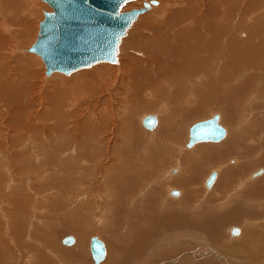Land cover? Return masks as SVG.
Masks as SVG:
<instances>
[{"label":"bare ground","instance_id":"6f19581e","mask_svg":"<svg viewBox=\"0 0 264 264\" xmlns=\"http://www.w3.org/2000/svg\"><path fill=\"white\" fill-rule=\"evenodd\" d=\"M28 1L29 0H0L1 7H6L7 8L6 11L9 14L6 16L7 18L9 17L8 20L6 18H4V16H3L4 19H0V27L2 26V29L0 28V36H1V32H4V33L10 32L12 35L14 34L15 38H17V39L20 36L18 40H21L22 36L26 37L28 35L27 31H28V26H29L28 22L29 21L28 20L26 21L24 19V18H26L25 14L27 13V6L29 3ZM131 1H133V0L128 1L125 5H123L121 10H123V8ZM219 1L222 3L221 4L222 7L220 6L219 8L216 9V6H215L216 10L210 16H206L205 14H202L200 17H198V19H196V17L194 16L196 13L194 9H189V10L186 9L185 12H178V13H174V14L170 15L168 17L167 21H164V25L166 26V28L169 27L170 31L173 28L174 30H176L175 32H178L177 34L175 33L176 35L173 36L171 38V40H168L169 38L167 37V31H166V29L163 28V27H165L164 25L161 26V28L154 27V32H155V35L157 36V39L150 40L151 38L149 39V38H147L148 37L147 36L146 37L147 39L144 40L145 42L143 44L144 48H145L144 53L150 54L151 57L153 58L152 63L149 62V64H147L146 61L143 62V60L141 59L142 61H137L136 65L135 66L132 65L133 67H131L132 62L129 63V62L123 61L124 60L123 58H121L122 60L120 59V56H119L120 50L118 48L117 60L114 62L100 60V61H97V62H95L89 66L76 68V69L70 71L69 73H64V72L59 71V70H53L49 74L45 73L46 75H50L52 73V76H53V78L48 82V84L50 86V92H48L45 95V98L48 101V105L45 106L47 108L46 109V119H47L48 123L50 122V124L47 127H45L46 128L45 129L46 130L45 135L40 134V131L37 128L31 127V126H33V123H36V122L35 121L27 122L26 119H27V117L29 118V116H27V113L22 111V107H24V106L19 105V102H21L20 101L21 96H23L24 93L29 90L30 87H28V86H30V85L27 86V84H25V83L21 84V85H18L14 82L11 83L12 80L10 81L9 80L10 78L9 77L6 78V76H5L6 71H7L6 67L4 65L1 66L2 64L0 63V96H3L2 100H4L6 103L14 105V107H15V112L13 114V117L10 115L9 118L6 120V122L3 123V127L5 129L1 130L0 137L6 135L8 137L7 140L9 141L10 145L14 146L16 143V146L14 147V149H17L18 146H22L21 145L22 140L20 138L15 137L16 135L21 136V134H20L21 130L17 131L16 127H21L22 131L28 130V132L30 133L29 136L32 137L34 142H38L37 143L38 145L35 148L27 150L25 147L22 146L20 150H14V157L10 156L9 162L6 158V157H8L6 151L4 149H1V152H0V160L1 159L4 160V161L1 160L2 163L0 162L1 163L0 164V212L5 217L4 223L6 222L5 224L2 223V217L0 215V260L2 259V263L0 261V264H3L4 258H6L8 256L13 257L12 248L14 249L15 246H22V245H23V247L24 246L27 247L26 248L27 257H26L25 261H28V262L32 261V262H34V264H52V263L55 264L54 262H56L57 264H58V262H60V263L63 262V264L64 263L66 264V262H68L70 264H72V263L73 264H82V258H81L82 254L81 253L84 250L83 247L85 244L84 240H85V236H86L85 234L82 233V230H83L82 228H85L84 226H87V225H85V222L87 220L92 222L91 218H89V217L88 218H81V216L85 217L86 216L85 214H89L95 219L93 222V223H95V226H92V227L90 226L92 228V231H90L91 233L97 232V234L102 236V233H108L109 234L110 232H112L111 230H114V232H115V231H119V230L123 229V231L122 230L121 231L124 232L125 235L127 234V237H128V235H130L129 236L130 240L128 239L129 242L134 240V236H132V235L139 232V228L144 227L148 224L147 222H145V221H149V219H150L149 215L147 214L148 212L147 213L145 212L143 216L141 215L140 212H142V211L144 212L145 209H147L145 206L148 204L147 203L145 205V203H144L145 206L142 204L143 203L142 190L144 189V182H145L144 177H147V174L152 173V171L147 172L146 170H144L147 174H145V173L141 174V172L143 171V167H145V169H147L150 166H153V164H155L154 169H156L155 167H157L156 173L157 172L159 173L160 169L162 168L161 167L162 160L151 159L149 157L151 154V149L149 147L143 148L142 152H141V150L138 151L137 145L140 142L139 137L141 135L139 137L136 136L138 139V144H135L133 142V144H132L133 148L132 147L129 148L131 142H129V143L125 142L126 143L125 147L120 146L121 147V150H120L121 153L119 152V154L118 153L115 154L114 150L117 147L119 148V144H116V145L110 144L109 145V143H105L104 140H106V139L103 137V135H105L104 132L106 129H104L103 132L101 130V126H102L101 117L99 118L98 123L95 122L94 125L91 122L92 121L91 117H93L92 116L93 114L92 115L86 114L87 119H85L84 121H80L78 124V125H82L81 127H77L76 126L77 124L75 122H73V123H75L73 125L68 124V121L70 120V117L72 116L70 114V111L72 110V108L75 107V104H76L75 101L72 99H76V97L78 96L77 93L81 92V93L87 94V92H88L90 94L92 92H95L97 89H99L101 87V85L103 84L104 81H111L119 72H120V77H124L123 76L124 74L131 71L130 74H132V76H133L132 78H134V81L131 84H132V87H134V90L136 92L131 93L129 96H127L129 94L127 92L128 94L126 95V100H124V101L128 100L132 104V106L138 107V109L139 108L149 109V108H151L152 105H154V104L159 105L162 101H165V102L169 101L170 103H174V108L172 109L171 112H169L170 113L169 117H168L169 121L171 119H173L174 117H176L177 115H179V117H180V115H182V118H180V119L185 120L184 117L186 116V114H190L191 112H195L199 108H201V107H198L199 105L206 107V110L208 108H209V110L211 108L212 109L215 108V109H226L227 111H229L228 108L233 110V109H235L236 106L239 107V105H241L243 103L250 104L248 99L255 97L254 98V103H255L254 106H258L259 103L262 102L263 108L258 111V114H256L254 121H252L253 118L251 120L249 118L250 121L248 120V122H250L251 124L254 123V125L252 126V130H251V131H253V133L256 132L257 130H259V132L256 133V134H258V136H260V138L258 140L259 142L256 145L257 148L255 150L258 149V151H256V152L257 153L258 152L259 153L264 152V12L262 11V9L264 8V0H219ZM143 2H144V0H143ZM148 2H149V6L144 11L140 12L139 14H142L147 9H149L151 6L150 4H153V5L157 4V1L152 2L151 0H149ZM196 8H198V7H196ZM207 8H208V10H211L212 4L209 3ZM1 13H2V11H1ZM32 14L35 15V12L32 11ZM138 15H137V17H138ZM135 19H134V21H135ZM192 20H194V21L196 20L199 25L202 23L204 25V28L208 29V31L210 32L209 38H207V39L203 38L200 27H198L196 25L197 23L195 25L192 23H188V22H191ZM160 22H162V20H160ZM156 24H157V22L155 23V25ZM6 25H7V27H4ZM130 26L128 27V29L130 28ZM242 26L245 27L246 29H248L249 35L247 38V33L243 30H240L237 32V34H238L239 38L244 37V40H239L236 36H234L232 34V31H234L236 28L242 27ZM144 27H145V25H144ZM125 36H126V33H125ZM207 36H208V34H207ZM123 37H124V35H123ZM193 37H195V40L193 39ZM2 38L8 42V40H7L8 37L5 34L2 36ZM120 39H123V38H120ZM13 40H15V39H13ZM190 42H192V44ZM123 49H124V47H123ZM127 50H126V52H127ZM28 51H30V50H28ZM143 51H144V49H143ZM19 52H23L21 54L26 57V61L24 62L26 65L17 66L18 72H17V74H15L16 81L19 80V82L22 83V82H24L23 79L25 77H28L30 74H33V72L36 71V70H32V68H34L32 61L36 60V59L33 58V56H28L27 51H25L26 54H24L25 52L22 49ZM30 52H34V53L38 54L35 51H30ZM41 59H42V57H41ZM151 61H152V59H151ZM43 62H44V60H43ZM92 65H95V66H92ZM102 65H106V66L104 68H100V66L102 67ZM6 66H7V64H6ZM90 66H92V67L89 68L85 72H79L78 75H76L74 72L76 70L78 71V69L88 68ZM142 68H144V71H142ZM54 71H59V72H62L64 74H67V75L74 72V73H72L71 76L70 75L69 76H70V83L71 82L74 83L75 89L74 88L71 89L73 86L70 87V86L66 85L68 78L62 77L60 74H58V72H54ZM24 72H26V73H24ZM3 77H5V79H3ZM129 84H127V86ZM133 84H135V85H133ZM141 85L143 87L148 86V87H150V89H152V88L155 89L156 90L155 95H156L157 99L153 100L152 102H148L146 100L147 99L146 97H150V95L152 93L149 92L150 90L148 91L146 89L143 92L141 89ZM137 91L139 93H144L142 95L143 96L145 95L144 96L145 98H143L142 95L137 93ZM119 92H120V90L119 91L117 90V93H119ZM184 95H186V96L184 97ZM91 98H93V97H91ZM198 98L200 99V101H199V104L197 107H194L192 109H189V107L186 108L185 106H184L185 109H181V107L177 108L178 100H179V104L181 103L180 105H182V101H185V102H183L184 105H186V104L189 105V104L197 103ZM152 99H154V98H152ZM15 101H17L18 103ZM68 102H69V104L70 103L73 104L74 107H73V105H69ZM77 103H79V102H77ZM130 103L128 104V106L130 105ZM244 106H246V105H244ZM159 107H162L161 104ZM94 110H95V108H94ZM101 110H103V109H101ZM251 110L252 109H250L249 111H251ZM5 111H7V109ZM104 111H105V108H104ZM184 111L187 113L186 114L183 113ZM249 111L246 113H249ZM7 112L9 114H11L9 111H7ZM92 112H93V110H92ZM108 112H109V109H108ZM106 113L107 112L105 111L102 114V118H103L104 122L109 120L108 115ZM226 114L229 115V113H226ZM75 116H77V115H75ZM167 116L168 115H166V117ZM156 118H157V116H156ZM131 119H132V116L128 119L125 118V120H126L125 123H128V125L133 126L134 124H133ZM219 119H220V114H218V119H217L218 123L220 124ZM259 119H261V121L257 122V124H255V122L258 121ZM93 120H95V119H93ZM123 120L121 122L122 128L119 127V129L121 131H123L124 129H127L126 127H128L127 125H125V123H123L124 122ZM140 120H141V125L147 130L154 129L158 123V122H156L155 126L148 128V127L143 125L142 119H140ZM16 121H18L19 123L16 124L14 127H12L10 124L16 123ZM166 122H168V121H166ZM242 122H244V120H242ZM242 122L240 121V123H242ZM248 122H247V124H248ZM77 123H78V121H77ZM85 125H91L94 128L88 129L89 126H88V128H86ZM83 126H85V127H83ZM237 127H239V125ZM247 127H249V126H247ZM173 129L163 126L162 129H160V128L158 129V131H160L158 133V135H160L161 137H163L169 141V140L173 139V138H170V136H169V135H171L170 133H172ZM235 130H236V128H235ZM107 131L114 133L112 127L111 128L109 127V129H107ZM129 131H132L134 134H136V133L138 134L135 126L128 129L127 134L130 135L132 132L130 133ZM226 131L227 130L225 129L224 136L222 138H220L219 140H199V141H195L191 145L186 144L185 145L186 147H192V148H191V150L189 149V151H187L185 153H187V156H191L192 161H194V163H195L196 161H199V160H197L200 157L199 151L202 152V150H206V149L213 148V147H215V148L224 147L223 149L225 150V147L230 146L229 142H231V141H234V143L244 142L245 139L243 140V137L245 136V134H242L243 130H241V132L238 131L239 132V134L237 133L238 135L234 136L235 133L234 134L232 133V136H229L226 140H224V142H221L219 144H216L213 146L212 145H200V146L198 145L197 146V144L203 143V142H219V141H221L224 137L227 136ZM117 133H119V131ZM120 134H119V136L122 135V134L121 135ZM124 134H125V132H124ZM127 134H126V136H127ZM76 135H78L77 141L75 138ZM152 135H154V134H152ZM101 136L103 137L104 140L101 139ZM107 136H105V137L107 138ZM122 136L124 137V135H122ZM239 136H240V138H239ZM131 137L135 138V136H133V135ZM188 139H189V129H188ZM188 139H187V141H188ZM125 140H126V138H125ZM129 140H131V139H129ZM42 141H47V142H45V144H43ZM32 145H34V144H32ZM86 147H88V151L89 150L92 151L89 154V156L87 157V159L89 158L88 160L90 162H92V161L99 162L97 160H100L97 156H96V158H94L95 156L91 155V154H93L94 151L97 152L98 156L103 158L102 162H100L98 164L100 169H101V173L97 174V175L100 178H97L94 176V174L96 172L95 171V169H96L95 162H94V164H95L94 167L91 165H85V166L80 165V163L82 161H85V157L82 161L80 160L81 162L76 161V162H79V164L77 163L76 166L73 165L76 162H74L72 164L73 169L72 168L71 169L75 170V172L65 171L64 169H62V166L61 167L58 166V167H60V169L58 168L59 170H55L56 168L52 169L50 167L49 168L43 167L44 165H46L45 164L46 162H48L51 167H55L56 165L54 166V162L56 160H58L59 162H61L65 165L66 160H64L63 158L66 159V157H68L69 160H72L74 157V156L71 157L69 155V153L71 151H73L72 153L75 152L77 154L78 150H84ZM139 149H140V147H139ZM230 150H231V148H230ZM235 150H236V148L233 147V151H235ZM64 151H65V154H64ZM88 151L86 150V153ZM207 151H210V150H207ZM212 151H214V149H212ZM62 152L64 155H62V156L59 155V159H58V154H60ZM67 152H69V153H67ZM225 153H227V152L225 151ZM210 154H211V151H210ZM212 154H214V153H212ZM224 154H221V156ZM72 155H74V154H72ZM81 155H84V154H81ZM86 155H88V154H86ZM116 155L118 156V158L116 157L118 159L117 160L118 163H114V164L110 163L113 166H111L109 164L108 165L104 164V163H106L107 159L109 162H112L113 160L110 158H114L112 156H116ZM217 155L218 154H216V156ZM76 157H77V155H76ZM212 157H213V155H212ZM218 157H217V160L219 159ZM40 158H42V162L38 161V159H40ZM160 158H161L160 156L157 157V159H160ZM28 160L32 161L34 167L29 166L28 163H26ZM189 160H190V158H189ZM128 161L131 162L132 163L131 165H133V166H131L132 168H131L130 172L129 171L125 172V170L121 169V168L126 167L127 165L122 166V167H121V165L128 163ZM142 162H144L143 165L141 164ZM69 163H71V162H69ZM203 163H204V161H202V160H200L198 162L199 165H201ZM52 164H53V166H52ZM23 166L26 167L27 170H24L23 168H21ZM118 167H121V168H118ZM213 167H216V166H213ZM229 167L231 168V170L232 169L240 170L239 165H237L235 167H232V166H229ZM127 168H128V166H127ZM230 168H229V170H230ZM117 169H119V170L121 169L120 170L121 172H122V170H124L123 172H125V174H123V176H122L121 173H119L117 171ZM152 169H153V167H152ZM76 170H77V172H76ZM84 170L86 171L87 174H84ZM107 170H113L117 174H104ZM169 170H170V172L165 169L164 172L167 171V173H165L163 176H162V173H164V172H161L159 174V176L162 177V179L164 177L167 179V180L165 179L166 182L170 181V182H172L171 184L180 185L181 183H183V180L186 181V179H188L187 178L188 173L187 172L184 173V171H183L184 168L183 169H177V171L175 173H172L171 169H169ZM195 170H196V168H195ZM80 171H81V173L83 172V175L79 173ZM241 171H242V169H241ZM215 172L217 173L216 176L219 175V177H220L221 171L219 170V173H218L215 170ZM228 172H231V171H228ZM29 173L32 175L34 174V176L39 179L38 182H35V186H36L35 191H31L30 188L28 187V183L30 182V181L28 182V180H30V179L29 178L23 179V178H26V176H28ZM110 173H113V172H110ZM262 173L264 174L263 168L261 169V171L259 173H257V174L253 173L251 176L256 177ZM16 174H18V177L20 179H14L13 178L16 176ZM72 174H74V176L69 177ZM192 174H193V172H192ZM216 176H215V178H214V180L210 186H207L206 182H205V187L210 189L216 180ZM116 177H117V179H115ZM67 179L68 180L72 179L74 181L75 186L69 185V187H68V185H67L68 188H66V187H64L63 184L58 185V184L64 182L62 180H67ZM139 179H140V181H139ZM179 179H181V181H182L181 183L179 182L180 181ZM188 180L190 181V177ZM21 181H25V182L21 183ZM73 181H72V183H73ZM16 182H18V183L20 182L22 184L21 187L16 186ZM113 182H115V183L120 182L121 183L119 185L120 188L117 191V193H119V194L116 196L109 189L110 184H108V183H113ZM148 182L151 183V181H148ZM158 182H160V181H158ZM186 182H188V181H186ZM259 183H260L259 188H258V182H257L256 184L253 185V187L252 186L250 188L247 187L248 190H244V191L242 190L241 192L251 196L252 195L251 193L254 191L255 192L254 197H255V195L259 191L260 192L264 191V176L261 178ZM93 184H94V187L98 186L96 190L94 189ZM123 184H124V187H123ZM240 184H241V182H240ZM188 185H191V184L188 183ZM181 186H184V185L181 184ZM255 186H257V187L255 188ZM186 187H187V184H186ZM186 187H185V194L182 198L176 199V200L168 199L167 202L165 201L166 203L164 205L167 206V203L170 204L171 201L172 202L180 201V202H182L181 204H184V205H186V203H187V205L189 203L193 204L194 199L191 200V202H188L190 195L188 192H186ZM260 187H262V189ZM53 188L58 189L60 192L66 191L68 193L67 195H70V197H71L70 201H68L66 206H70V207L74 206L75 208H79V211H80L79 215H77V217H80L77 219V223L72 224V222H71V223H68L67 226H65L66 228H72L73 227L72 231L74 230L77 233L79 232L78 233L79 235H77V233H76V236L79 237V240H77V242H76V244H74V246L69 247L70 249H66L64 247L62 249L61 246H60V248L57 247V244H55V242L53 240L51 243L49 240H46V241L44 240V242H43L44 244H41L42 246H40V247H42V249L37 248V246L34 245L35 243L30 244V243H26L23 240V238L25 239L28 237L29 233H30L29 234L30 237L27 239H32L31 240L32 242L35 240L33 235H32V234H34V233H32V231H33L32 229H34V231L39 229L37 225L41 221V218H40L41 213L45 208L47 209V206H48L47 205V201H48L47 197H51V196H47V193H48V191H50V189L54 190ZM155 189H157V187ZM255 189H256V191H255ZM149 190H147V191H149ZM171 190H174V188L172 186H165V192L166 193L170 192ZM70 191H71V193H70ZM52 192L55 193L54 191H52ZM260 192L256 196L262 197L264 195V192L263 193H260ZM155 193H157V192H155ZM177 193L178 192H176V193L172 192L173 195H176ZM59 195L60 194H58V197H59ZM223 196H224V194H223ZM56 197L57 196H55V198ZM200 198H199L198 202H201ZM52 200H53V198H52ZM54 201H55V199H54ZM58 201H59V199H58ZM253 202H254V200L251 203H253ZM57 204H58V208H59L60 204L59 203H57ZM224 204L226 205L227 202H225ZM50 205H52V204H50ZM162 205H163V203H162ZM170 205L173 206V204H170ZM180 205H179L178 211H184L188 208V206L180 207ZM52 206H54V205H52ZM174 206H176V205H174ZM153 208H155V207H153ZM50 209H51V207H50ZM57 211H59V210H57ZM86 212H88V213H86ZM212 212H214V211H212ZM241 212H242L241 209H239L238 211L236 210V211H234L233 215L238 216V215H240ZM23 215L27 216V217L29 216V217L28 218L26 217L27 219H24L25 217H23ZM155 216H157L156 222L151 220V223L153 222L154 223L153 225H155V227H157V228L175 227L176 230L178 231L177 228H179L181 230L182 227L186 225L185 219H182L178 216H173L170 214V212H166L165 209L161 211V215L156 214ZM243 217H244V214H243ZM13 218H14V224H11ZM105 221H107L106 224H105ZM158 221H160L159 222L160 225H157ZM37 222H38V224L36 225ZM41 222H40V224H41ZM101 222L102 223L104 222V224H102ZM144 222L146 225L144 224ZM198 222H200V221H198ZM192 223L190 225L191 228H192ZM12 225H14V227ZM43 225H45V224H43ZM73 225H75V226H73ZM78 225H80V226H78ZM193 225H194V223H193ZM42 226H41V228H43ZM198 227H201L203 230H206L205 224L198 225ZM14 229H17V234H16V236L13 237V231H15ZM24 229L28 230V232H29V233H25L26 236H24V234H23ZM231 229H232V227L229 229V233L231 236L234 237V236H238V234H240V228L239 227H237V231H235V232H232ZM146 230L148 231V234L146 232H143L144 231L143 230L142 231L143 233L139 236V239H138L139 245H137L135 247L134 245L131 244V246L134 247V248L132 247L133 249H131L133 256H132V253L129 254L128 251L127 252L122 251L124 248V245L121 242L122 240L120 241L118 239L116 241H113L111 239L112 241H110V242H113V243L115 242V244H113L111 246L112 247L117 246L118 252H117V255L113 254V255H115L114 258L111 257L112 256L111 255L110 257L113 259H110V261H108L106 264H122L121 260H124L128 256V254H129V259L130 258L132 259V257H139L140 255H142L143 253L141 250L144 249L143 245L146 243L145 239L148 237L149 234L154 236V234L156 232V231L154 232V231L149 230V229H146ZM190 230H192V229H190ZM46 231H47V229H46ZM85 231H86V229H85ZM170 232L172 233L173 231H170ZM186 232H187V230L184 231V233L182 231L181 232L178 231L177 233H172V235L175 236L178 234L177 236H179V233H181V235L182 234L187 235ZM85 233H87V232H85ZM88 235L89 234L87 233V236ZM138 235H139V233H138ZM37 236H35V237H37ZM12 237L14 238V241L11 239ZM41 238H42V236H41ZM106 239H107V237H106ZM122 239H126V238H122ZM171 239L173 240L175 238H171L168 236V241H169L168 243H170ZM182 239H183V237H182ZM188 239L191 240L192 235L189 236ZM136 240L134 242H136ZM152 240H154V239L152 238ZM173 241L175 243H177L176 242L177 240H173ZM259 241H260V239H256V240L253 239V241H252L253 243L252 242L247 243V244L243 243L241 245V247L238 250L236 248V250H234V252H237L238 254H239V252L240 253H243V252L248 253L249 250H247L248 249L247 247L250 248L251 245H257L259 243ZM73 242H74V237H73V240L69 243L63 242V239H62V243L64 245H71ZM178 242H179V240H178ZM13 243H15V244H13ZM37 243H38V241H37ZM103 243L105 245V255L97 263L94 262V260L91 256V258L93 260V264H99L100 262L102 263V261H104L108 255L106 243L104 241H103ZM177 244H179V243H177ZM88 245H89V243H88ZM149 248L151 251H153L156 247H154L152 245V246H149ZM89 249H90V245H89ZM201 249H204V247H202ZM185 250H186V248H184V250H183L182 246L179 248L176 247L174 249V254L176 255L179 252L185 251ZM33 251H35V254H32ZM255 254H257V253H254V255ZM90 255H91V251H90ZM143 255H145V254H143ZM257 255H256V258H257ZM250 256H252L251 253H250L249 257L247 256L248 261L251 260V259H249ZM18 257H20V254ZM256 258H255V260L257 261V259H258V261H259V257L257 259ZM184 259L185 258H183L181 260H184ZM107 260H109V257L107 258ZM253 260H251V262H254Z\"/></svg>","mask_w":264,"mask_h":264},{"label":"rangeland","instance_id":"374dc122","mask_svg":"<svg viewBox=\"0 0 264 264\" xmlns=\"http://www.w3.org/2000/svg\"><path fill=\"white\" fill-rule=\"evenodd\" d=\"M156 1H157L156 5L150 4L151 6L149 9H147L142 14L138 15V17L132 23L130 28L128 30H126V36L124 34V37L123 36L121 37L123 39H120V42L118 44V48L120 50V53H119L120 59L123 58L124 59L123 61L129 62V63L132 62L131 67H133L132 65L135 66L137 61L143 60V62L146 61L147 64H149V62L150 63L153 62V58L151 57V55L144 53L145 52V48L143 45L145 42L144 40L147 38H149V39L151 38L150 40L157 39V36L155 35V32H154V27L161 28V26L164 25V21H167V19L170 15H172L174 13H178V12H185L186 9L187 10L194 9L196 12L194 16L196 17V19H198V17H200L202 14H205L206 16L212 15L214 13V11L217 8H219L222 4L219 0H156ZM28 2L29 3L27 6V13L25 14L26 18H24L26 21L27 20L29 21L28 22L29 26H28V31H27L28 35L26 37L22 36L21 40H18L20 36L17 39V38H15L14 34L12 35L10 32H5V33L1 32V36H0V45H1L0 46V63L2 64L1 66L4 65L6 67L7 71H6L5 76H6V78L9 77L10 81L12 80L11 83L14 82L18 85L25 83V84H27V86L30 85V86H28V87H30L29 90L26 91L23 96H21V98H20L21 102H19V105L24 106V107H22V111L27 113V116H29V118L27 117L26 121L27 122H33V121L36 122V123H33V126H31V127L37 128L40 131V134L45 135V132H46L45 127H47L50 124V122L48 123L47 119H46V109L47 108L45 106L48 105V101L46 100L45 95L48 92H50V86H49L48 82L53 78V76H52V73L50 75L45 74L46 68H45V64H44L43 60L41 59V57L38 54L28 51V47L32 44V42L35 40V38L37 36V32H38V28H39V20L43 17V10H51L52 8L49 6L48 3H46L43 0H29ZM209 3L212 4L211 10H208V8H207ZM140 6H143V0H133V1L129 2L123 8V10H127V9L132 8V7H140ZM215 6H216V9H215ZM196 7H198V8H196ZM6 9H7L6 7H1V5H0V19L6 18L8 20L9 17L7 18L6 16L9 14L6 11ZM1 11H2V13H1ZM32 11L35 12V15L32 14ZM262 11L264 12V8L262 9ZM3 16H4V18H3ZM160 20H162V22H160ZM193 21L194 20H192L191 22H188V23H192L194 25L197 23L196 25L198 27H200L203 38L204 39L209 38L210 32L208 31V29L204 28V25L202 23L199 25L196 20L194 22ZM156 22H157V24L155 25ZM144 25H145V27H144ZM4 27H7V25ZM0 28L2 29V26ZM163 28L166 29V31H167V37L169 38L168 40H171V38L178 33V32H175L176 30H174L173 28L171 29V31H170L169 27L166 28V26H165ZM240 30L245 31L247 33V38H248V35H249L248 29H246L243 26L236 28L234 31H232V34L234 36H236L239 40H244V37L239 38V36L237 34V32ZM4 34L8 37L7 38L8 42L2 38V36ZM207 34H208V36H207ZM13 39H15V40H13ZM193 39L195 40V37H193ZM190 43L192 44V42H190ZM122 46L124 47V49ZM21 49L24 52L27 51L28 56H33V58L36 59V60L32 61L33 67L35 68V69L32 68V70H36V71L33 72V74H30L28 77H25L23 79L24 82H22V83H20L19 80L16 81V77H15V74H17V72H18L17 66L26 65L24 63L26 61V57L21 54L23 52H19ZM143 49H144V51H143ZM126 50H127V52H126ZM24 54H26V52ZM151 59H152V61H151ZM6 64H7V66H6ZM92 66H95V65H92ZM92 66H90L88 68L78 69V71L76 70L74 72L76 75H78L79 72H85L89 68H91ZM105 66L106 65H102V67L100 66V68H104ZM142 71H144V68H142ZM54 72H58V74H60L62 77L68 78L66 85H68L70 87L73 86L71 89H73L75 87L73 82L70 83V76L74 72H72L68 75L64 74L62 72H59V71H54ZM24 73H26V72H24ZM130 73H131V71L124 74L123 75L125 77L124 78V77H120V72H119L111 81H104L100 87L102 90L99 88L95 92H92L90 94L88 92H87V94H84L81 92L77 93L78 96L76 97V99H72L76 103V104L74 103L76 108L74 107L73 104H71V103L69 104V102H68L69 105H73V107H74V108H72L73 111L71 110L72 112L69 110L70 114L72 115L70 117V120L72 122L69 120L70 122L68 121V124L73 125L76 123L77 127H81L82 125H78L79 122L87 119L88 114L89 115L93 114L92 115L93 117H91L92 118L91 122L94 125L95 122L98 123L99 118L101 117V120H102L101 130L103 132V130L106 129L104 132L105 135H103V137L106 140H104L102 136H101V139H103L105 141V143H109V145L110 144H112V145L113 144L114 145L119 144L120 149L117 147L114 150L115 154H117V153L119 154L121 147L122 146L125 147L126 143L131 142L129 148L130 147L133 148V146H132L133 142L135 144H138L137 137H139L141 135L139 137L140 142L137 145L138 151L141 150V152H142L143 148L149 147L151 149V154L149 157L153 160H162V164H161L162 168L160 169L159 173L158 172L156 173L157 167H155L156 169H154L155 164H153V166H150L149 168L145 169V167L142 166L144 164V162L141 163L142 164L141 166L143 167V171L141 172V174H144V173L147 174L144 170H146L147 172L152 171V173L147 174V177L143 176L145 182H144V189L142 190V193H143L142 194V196H143L142 197V200H143L142 204L143 205H144V203H145V205L147 203L148 204L146 206L144 205L147 209H145L144 212L143 211L140 212L142 216L144 215L145 212L146 213L148 212L147 214L149 215L150 219H149V221H145L148 223L147 225L144 222V224L146 226L139 228V232L132 235V236H134V240L130 241L131 242L130 243L129 242V240H130L129 236L130 235H128V237H127V234L125 235V233L122 232L123 229H121L122 231L119 230V231H115V232H114V230H111L112 232H110L109 234L108 233H102V236L97 234V232L91 233L90 232V231H92L91 227L95 226V223H93L95 219L89 214H85L86 216L88 215L87 217L81 216V218H88L89 217L92 220V222L87 220L85 222V225H87V226H84L85 228H82L83 229L82 233L86 235V236L84 235L85 236V240H84L85 244L83 247L84 250L81 253L82 254L81 255L82 264H93V260L91 258L90 249H89L91 236L96 235L98 238H100L102 241H104L106 243L108 255H107L105 260L103 259L104 261H102V263L101 262L99 263V264H106L108 261H110V259H113L115 257V255H117V252H118L117 246L116 247L111 246V245L115 244V242L113 243L110 241H112V240L116 241L118 239L120 241L122 240L121 242L124 245V248L122 251H124V252L128 251V253L130 254V253H132L131 249L134 248L133 246H131V244L134 245L135 247L137 245H139V241H138L139 236L143 232H146L148 234V231L146 229L152 230L154 232L156 231V232H155L154 236L149 234L148 237L145 239L146 243L143 245L144 249L141 250L142 253L145 255L142 254L139 257H132V259L130 258L131 259L130 260L129 254H128V256L126 255L128 258L126 257L124 260H121L122 264L123 263L124 264H264V195L262 197L256 196L260 192L259 191L255 195V197H256L255 198L254 197V194H255L254 191L251 193L252 194L251 196L241 192L242 190L243 191L248 190V188H250L251 186L253 187V185L256 184L257 182H258V188H259V186H260L259 181L264 176V174L262 173L259 176L251 177V174L254 171H256L257 169H259V168L264 169V152L263 153H259V152L257 153L256 152V151H258V149L255 150L257 148L256 145L259 142L258 140L260 138V136H258V134H256V133L259 132V130H257L256 132L253 133V131H251V130H252V126L254 125V123L251 124L250 122H248L249 118H250V120L253 118L252 121H254V118L256 117V114H258V111L263 108L262 102L259 103L258 106H254V104H255L254 98L255 97H252L251 99H248L250 104L243 103V104L239 105V107L236 106L235 109H233V110L228 108L229 111H227L226 109H215V108L214 109L211 108L210 110L208 108L206 110V107H203L201 105L198 106L199 101H200L199 98H198L197 103H195V104L194 103L193 104L188 103L189 105L186 104L187 106L183 104V102H185V101H182V105H180L181 103L179 104V100H178L177 108L181 107V109H185V107L186 108L189 107V109H192V108L197 107V106L201 107V108H199L195 112H191L190 114H186L187 112L184 111L183 113L186 114V116L184 117L185 120L180 119V118H182V115H180V117H179V115H177L176 117L173 116L174 120L171 119L169 121V118H168L169 114H170L169 112H171L172 109L174 108V103H170L169 101H167V102L162 101L160 103L162 107H159L160 104L159 105L154 104L149 109H145V108L144 109L143 108L138 109V107L132 106V104L128 100L124 101V100H126V95L128 93L129 94L127 96H129L131 93L136 92L134 90V87H132V84H131L134 81V78H132L133 76ZM3 79H5V77H3ZM127 84H129L128 85L129 87L127 86ZM133 85H135V84H133ZM146 87L145 86L143 87L141 85L142 91L144 92V90L146 89L148 91L150 90L149 92L152 93L150 95V97H146L147 98L146 100L148 102H152L153 100H156L157 99L156 95H155L156 90L153 88H152L153 89L152 90L148 86H146ZM117 90L118 91L120 90V92L117 93ZM138 91H137V93H139ZM139 94L142 95L144 93H139ZM144 96L142 95L143 98H145ZM185 96L186 95H184V97ZM0 97H1L0 98V122H1L0 123V134H1V130L5 129L3 127V123L6 122V120L9 118L10 115L13 117V114L15 112V107H14V105L6 103L4 100H2L3 96H0ZM91 97H93V98H91ZM152 98H154V99H152ZM15 102H17V101H15ZM77 102H79V103H77ZM129 103L132 107L130 105L128 106ZM244 105H246V106H244ZM94 108H95V110H94ZM104 108H105V111L107 112L106 114L108 115V119L110 121L109 120L106 122L103 121L102 114H103V112H105ZM6 109L11 114H9L7 111H5ZM101 109H103V110H101ZM108 109H109V112H108ZM250 109H252V110L249 111ZM92 110H93V112H92ZM248 111H249V113H246ZM150 113L155 114L157 116L158 123L154 129L147 130L141 125L140 119H142L144 115L150 114ZM214 113L220 114L219 122L227 130L226 131L227 136L224 137L219 142H203V143L197 144V146L198 145L199 146L200 145H212L213 146V145L219 144L221 142H224V140H226L229 136H232V133L233 134L235 133L234 136L238 135L239 134L238 131L241 132V130H243L242 134H245V136L243 137V140L244 139L245 140H244V142H238V143L237 142L234 143V141H231V142H229L230 143V146H228L229 148L225 147V150L223 149L224 147H221V148L213 147V148H209L206 150H202V152L199 151L200 157L197 160L204 161L203 164L199 165L198 164L199 161H196L194 163V161H192V157L187 156V153H185V152L189 151V149L191 150V147L185 146L187 139H188L187 138L188 137V129H189V126L194 121L210 117ZM226 113H229V115H227ZM165 114L168 116L166 117ZM75 115H77V116H75ZM121 116L122 117L124 116V117L122 118ZM131 116H132L131 120L134 124L133 126L128 125V123H125V121H126L125 118L128 119ZM93 119H95V120H93ZM122 120L124 121L123 123H125V125L128 126V127H126L127 129H124L125 131L124 130L121 131L119 129V127H121V125H122L121 124ZM242 120H244V122H242ZM77 121H78V123H77ZM166 121H168V122H166ZM240 121L242 123H240ZM260 121H261V119L256 121L255 124H257V122H260ZM73 122H75V123H73ZM247 122H248V124H247ZM18 123L19 122L16 121V123H12L10 125L12 127H14ZM238 125H239V127H237ZM85 126H86V128H88V126H89L88 129L94 128L91 125H85ZM85 126H83V127H85ZM134 126L137 129L138 134L137 133L134 134L132 131H129L130 133L132 132L130 135L127 134L128 129H130ZM163 126L169 127L171 129L174 128L172 130V133H170L171 135L168 134L170 136V138H173V139L168 141L167 139L158 135V133L160 132V131H158V129L159 128L162 129ZM247 126H249V127H247ZM109 127L113 128L114 133L107 131V129H109ZM235 128H236V130H235ZM16 129H17V131L21 130L20 131L21 136L16 135L15 137L20 138L22 140L21 145L23 147H25L27 150L37 147L38 142L33 141L32 137L29 136L30 133L28 132V130L22 131L21 127H16ZM118 131H119V133H117ZM124 132H125V134H124ZM120 133L122 135H124V137ZM119 134L121 136H119ZM126 134H127V136H126ZM152 134H154V135H152ZM132 135L135 136V138L134 137L132 138L131 137ZM77 136L78 135L75 136L76 141L78 140ZM105 136H107V138ZM7 138L8 137L6 135L0 137V152H1V149H4L6 151L7 156H8L6 158L9 162L10 156L14 157V150H20L22 146H18L17 149H14V147L16 146V143L14 146H11L9 141L7 140ZM125 138H126V140H125ZM239 138H240V136H239ZM129 139H131V140H129ZM42 142H43V144H45V142H47V141H42ZM32 144H34L35 146ZM139 147H140V149H139ZM233 147L236 148L235 151H233ZM230 148H231V150H230ZM212 149H214V151H212ZM86 150L88 151V147H86L84 150H78L77 154L75 152L72 153L73 151H71L70 153L67 152V153H69V155L71 157L72 156H74V157L72 160H69L68 157H66V159L63 158L64 160H66L65 165L63 163L59 162L58 160H56L54 162V166L56 165L55 167H51L48 162H46L45 163L46 165H44L43 167H45V168L50 167L52 169L56 168L55 170H59L60 167L62 166V169H64L65 171L75 172V170H72L73 169L72 166L73 165L76 166L77 163L79 164V162H76V161H80V160L82 161L85 157V161H82V162L80 161L82 163V164L80 163V165H82V166L91 165L94 167L96 164L95 171L97 173L95 172L94 176L97 178H100L97 175V174L101 173V169H100L98 164L100 162H102L103 158L98 156L97 152L94 151L93 154H91V155H94L95 156L94 158H96V156H97L100 160H97L99 162H95V161L90 162L88 160L89 158L87 159V157L89 156V154L92 151L89 150L88 151L89 153L88 152L86 153ZM207 150H210L211 154H210V151H207ZM225 151L227 153H225ZM212 153H214V154H212ZM64 154H65V151H64ZM64 154H63V152L58 154V159H59V155L62 156ZM72 154H74V155H72ZM81 154H84V155H81ZM86 154H88V155H86ZM216 154H218V155L216 156ZM221 154H224V155L221 156ZM76 155H77V157H76ZM212 155H213V157H212ZM159 156L161 158L157 159V157H159ZM112 157H114V158H110L113 160L112 162H109L107 159L106 163H104V164L105 165H108V164L111 165L114 163H118V161H117L118 156L116 155V156H112ZM217 157L219 158L218 160H217ZM189 158H190V160H189ZM1 160L4 161L3 159H1ZM1 160H0V162L2 163ZM38 161L42 162V158L38 159ZM69 162H71V163H69ZM74 162H76V163L73 164ZM94 162H95V164H94ZM26 163H28L29 166L34 167L32 161L28 160ZM131 164L132 163L128 161V163L121 165V167L127 165L128 168H127V166L122 167V168L118 167V168L124 169L125 172H127V171L130 172V170L132 168L131 166H133ZM66 165L67 166L69 165V166L67 167ZM237 165H239L240 170H238V169H232L231 170V168L229 167V166L235 167ZM52 166H53V164H52ZM58 166H60V167H58ZM111 166H113V165H111ZM176 166H180L181 169L184 168V170H183L184 173L185 172L188 173L187 178L189 179V177H190V181L188 179H186V181H188V182L183 180V183H181L182 182L181 179H179L180 181L179 180L178 181L181 184H183L184 187H186V184H187L186 190L188 191V193L190 195L188 202H191V200L194 199V203L193 204L189 203L188 205L186 203V205H184V204H181L182 202H180V201H174V202L171 201L170 204H173V206H171L170 204L167 203V206H168L167 207L164 204L167 202L166 200L171 199V198L165 199V198H161V197L165 196V186H171V185L173 186L174 184H171L172 182H170V181L166 182L165 181L166 178L164 177L162 179V177H160L159 174L161 172H164L165 169L170 172L169 169L175 168ZM213 166H216V167H213ZM152 167H153V169H152ZM21 168H23L24 170H27V168L24 166ZM195 168H196V170H195ZM229 168H230V170H229ZM241 169H242V171H241ZM120 170L117 169V171L119 173H121V175L123 176V174H125V172H123L124 170H122V172ZM211 170H216V171H218V173L220 170L221 175H220V177H219V175L217 176L216 181L214 182L213 186L210 189L206 187L207 190H205L204 186H203V179H204L205 175L207 173H209ZM191 171L193 172V174ZM228 171H231V172H228ZM76 172H77V170H76ZM110 172H113V173H110ZM79 173L83 175V172L81 173V171H80ZM165 173H167V171L162 173V176ZM84 174H87L85 170H84ZM104 174H117V173L114 172L113 170H107ZM72 176H74V174L70 175L69 177H72ZM13 178L14 179H20L18 177V174H16V176ZM27 178L30 179V180H28V182L30 181L28 183V187L30 188L31 191H35L36 190L35 182H38L39 179L37 177H35L34 174L32 175L30 173L28 174V176H26V178H23V179H27ZM115 179H117V177ZM62 181H64L65 183L62 182L58 185L63 184L64 187H66V188H68L69 185L75 186L74 181L72 179L71 180L67 179V180H62ZM72 181H73V183H72ZM139 181H140V179H139ZM148 181H151V183H149ZM158 181H160V182H158ZM22 182H25V181H21V183ZM115 182L108 183V184H110L109 189L116 196L119 194V193H117V191L120 188L119 185L121 183L120 182L115 183ZM240 182H241V184H240ZM21 183L16 182V186L21 187V185H22ZM188 183H190L191 185H188ZM153 184H156V185H153ZM67 185H68V187H67ZM180 185H178L177 187H179ZM93 187H94V184H93ZM97 187L98 186L94 187V189L96 190ZM123 187H124V184H123ZM156 187H157V189H155ZM256 187L257 186H255V188ZM260 188L262 189V187H260ZM147 190H149V191H147ZM52 191H54L55 193H53ZM255 191H256V189H255ZM155 192H157V193H155ZM263 192L264 191H261L260 193H263ZM70 193H71V191H70ZM58 194H60L59 197H58ZM67 194L68 193L66 191L60 192L56 188L54 190L50 189V191H48L47 196H51V197H47V200H48L47 201V205H48L47 209L45 208L46 210L44 209L41 213L40 218H41L42 222L40 221L41 224H40V222H39V224H38V222L36 223V225L38 224L37 226L39 229H37L36 231H34V229H32L33 230L32 233H34L32 235L35 239L34 240L35 242L34 241L32 242L31 241L32 239H27L30 237V235H29L30 233L28 232V230L24 229V232H23L24 236H26L25 233H29L27 238H25V239L23 238V240L26 243H30V244L35 243L34 245H36L37 248H40V249H42V247H40V246H42L41 244H44L43 243L44 240L45 241L49 240L50 243L53 240L55 242V244H57V247L60 248V246H61L62 249H63V247L66 249H70L69 247L74 246V244H76L77 240H79V237L76 236L77 232H75L74 230L72 231L73 227L72 228H66L65 226H67L68 223H71V222H72V224L77 223V219L80 218V217H77V215H79L80 211H79V208H75L74 206H72V207L66 206L68 201H70V199H71L70 195H67ZM182 194H183V192L182 193L180 192V195H178V196H177V194L176 195L171 194V196L174 198H177V197H181ZM223 194H224V196H223ZM55 196H57V197L55 198ZM52 198H53V200H52ZM159 198H160V201H159ZM199 198H200L201 202H198ZM54 199H55V201H54ZM58 199L60 202L58 201ZM253 200H254V202L251 203ZM225 202H227L226 205L224 204ZM49 203L54 205V206L50 205ZM57 203L60 204L59 208H58ZM162 203L164 206L162 205ZM174 205H176V206H174ZM179 205H180V207L188 206V208L184 211H178ZM50 207H51V209H50ZM153 207H155V208H153ZM164 209L166 212H170L171 215L178 216V217L186 220V225L183 226L181 230L179 228H177V229H178V231H180V232L182 231L183 233H184V231L187 230V232H186L187 235H185V234L181 235V233H179V236H177L178 234L173 236L172 233L178 232L175 227L157 228V227H155V225H153L154 224L153 222L151 223V220L156 222L157 216H155V215L156 214L161 215V211ZM239 209L242 210L240 215L234 216L233 215L234 211H236V210L238 211ZM57 210H59V211H57ZM212 211H214V212H212ZM179 212H181V213H179ZM86 213H88V212H86ZM243 214H244V217H243ZM0 215L2 217V223L5 224L6 223V222L4 223L5 217L3 216V214H1V212H0ZM23 217H25L24 219H27L29 216L27 217V216L23 215ZM191 221L194 223V225ZM198 221H200V222H198ZM106 222L107 221H105V224H106ZM159 222L160 221L157 222V225H160ZM191 223H192V228L190 227ZM214 223L218 224L216 226L217 227L216 234H215V229H214V225H215ZM11 224H14V218L12 219ZM43 224H45V225H43ZM102 224H104V222ZM203 224L206 225V229H207L206 231L203 230L201 227H198V225H203ZM12 226L14 227V225H12ZM41 226L44 229L41 228ZM73 226H75V225H73ZM78 226H80V225H78ZM233 226L240 228V234H238V236L233 237L230 235L228 230ZM46 229H47V231H46ZM85 229H86V231H85ZM190 229H192V230H190ZM14 230L15 231H13V237L16 236V234H17V229H14ZM170 231H173V232L171 233ZM85 232H87L89 235L87 236V233H85ZM78 233H77V235H79ZM138 233H139V235H138ZM68 234H71L74 237V242L71 245H64L62 243V239L65 235H68ZM40 235L42 236V238ZM191 235H192V239L189 240L188 237ZM211 235H212V237H210ZM35 236H37V237H35ZM168 236L171 238H175L173 240H177L176 242L179 244L175 243L172 239H171L170 243H168L169 242ZM181 236L183 237V239ZM13 237L11 239L14 241ZM106 237H107V239H106ZM122 238H126V239H122ZM152 238L154 240H152ZM253 239H255V240L260 239V241L257 245H251L250 248L247 247L248 248L247 250H249L248 253H244V252L240 253L239 252V254H238L237 252H234V250H236V248L238 250L243 243L244 244L251 243L253 241ZM135 240H136V242H134ZM178 240H179V242H178ZM37 241H38V243H37ZM88 243H89V245H88ZM13 244H15V243H13ZM152 245L154 247H156L153 251H151L149 248V246H152ZM181 246H182L183 250H184V248H186V250L181 251L175 255L174 249L176 247L179 248ZM202 247H204V249H200ZM26 248L27 247H25V246L23 247V245L22 246H15L14 249L12 248L13 257L8 256V257L4 258L3 264H13V263L14 264H19V263L20 264H34V262H32V261H29V262L25 261V259L27 257ZM191 249H193V250H191ZM196 249H198V250H196ZM253 252L257 253L258 255L257 254L254 255ZM250 253L252 256H250L249 259H251V260L254 259L253 260L254 262H251V260L248 261V257L250 255ZM19 254H20V257H18ZM32 254H35V251H33ZM113 254H115V255H113ZM256 255H257V258L259 257V261L256 258ZM110 256L113 258H111ZM132 256H133V253H132ZM108 257H109V260H107ZM183 258H185V259L181 260ZM255 258L257 259V261L255 260ZM187 259H189V260H187ZM0 261L2 263V259ZM54 263L57 264L56 262H54ZM67 263L68 262H66V264ZM58 264H63V262L62 263L58 262ZM68 264H70V263H68Z\"/></svg>","mask_w":264,"mask_h":264},{"label":"water","instance_id":"95a60500","mask_svg":"<svg viewBox=\"0 0 264 264\" xmlns=\"http://www.w3.org/2000/svg\"><path fill=\"white\" fill-rule=\"evenodd\" d=\"M51 10H43L39 20L37 36L28 50L37 52L45 63V73L53 70L64 73L89 66L97 61L117 60L120 38L126 33L137 15L144 11L149 2L144 0L143 6L121 10L130 0H44ZM156 2V0H151ZM218 113L196 120L189 126L187 145L199 140H219L225 134V128L218 123ZM157 118L154 114H146L142 118L144 126H155ZM261 171L257 169L254 174ZM216 176L212 170L206 178L210 186ZM176 193V190H172ZM232 232L237 227H232ZM73 240L71 234L63 237V242ZM91 256L95 263L105 255V246L96 235L90 239Z\"/></svg>","mask_w":264,"mask_h":264},{"label":"crops","instance_id":"0c3cea01","mask_svg":"<svg viewBox=\"0 0 264 264\" xmlns=\"http://www.w3.org/2000/svg\"><path fill=\"white\" fill-rule=\"evenodd\" d=\"M157 120H158V119H157ZM157 122H158V121H157ZM187 138H188V137H187ZM193 147H194V146H193ZM191 148H192V147H191ZM170 169H171L172 173H175V172L177 171V169H181V167H180V166H176L175 168H170ZM211 171H212V170H211ZM211 171H210V172H211ZM214 171H215V170H214ZM210 172H209V173H210ZM217 172H218V171H217ZM254 172H255V171H254ZM254 172H253V173H254ZM209 173H207V174L205 175L204 179H203V186H204V189H205V190H207L206 187H205V180H206L207 176L209 175ZM253 173H252V174H253ZM216 174H217V173H216ZM252 174H251V175H252ZM251 177H252V176H251ZM216 178H217V176H216ZM215 181H216V180H215ZM213 184H214V183H213ZM153 185H156V184H153ZM171 186H172V185H171ZM177 186H178L177 184H174L172 187L174 188V190H176V191L178 192V193H177V196L180 195V192H181V193L183 192V194H182L181 197H177V198L172 197V196H171V194H172V190H171V191L168 192V193L165 192V196H164V197H161V198H165V199H167V198H171V200H176V199H180V198H182V197L184 196V194H185V187H184V186H181V185H180L179 187H177ZM212 186H213V185H212ZM177 188H178V189H177ZM187 189H188V188H187ZM186 192H188V191L186 190ZM159 200H160V198H159ZM164 201H165V200H164ZM166 201H167V200H166ZM179 213H181V212H179ZM214 224H215V223H214ZM217 225H218V224H215V225H214L215 234H216V232H217V227H216ZM206 230H207V229H206ZM206 230H205V231H206ZM205 231H204V232H205ZM228 231H229V230H228ZM204 232H203V233H204ZM213 236H214V235H213ZM210 237H212V235H211ZM200 249H201V248H200ZM191 250H193V249H191ZM196 250H198V249H196ZM187 260H189V259H187Z\"/></svg>","mask_w":264,"mask_h":264},{"label":"flooded vegetation","instance_id":"af4514ba","mask_svg":"<svg viewBox=\"0 0 264 264\" xmlns=\"http://www.w3.org/2000/svg\"><path fill=\"white\" fill-rule=\"evenodd\" d=\"M105 246V245H104Z\"/></svg>","mask_w":264,"mask_h":264}]
</instances>
